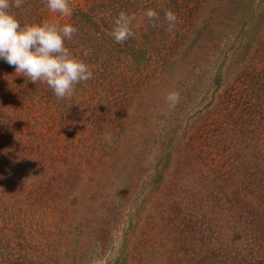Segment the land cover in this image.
<instances>
[{
    "label": "rangeland",
    "instance_id": "obj_1",
    "mask_svg": "<svg viewBox=\"0 0 264 264\" xmlns=\"http://www.w3.org/2000/svg\"><path fill=\"white\" fill-rule=\"evenodd\" d=\"M138 2L137 58L56 102L16 92L0 240L30 264H223L229 231L264 246V0Z\"/></svg>",
    "mask_w": 264,
    "mask_h": 264
},
{
    "label": "trees",
    "instance_id": "obj_2",
    "mask_svg": "<svg viewBox=\"0 0 264 264\" xmlns=\"http://www.w3.org/2000/svg\"><path fill=\"white\" fill-rule=\"evenodd\" d=\"M45 1L46 0H24L21 7L17 8L12 6L20 10V13L18 12L16 14V18L21 24L23 23V25L40 23V13H43L41 6L45 5ZM88 2L89 6L87 9H83L78 5L70 7L73 11L71 15H69L67 23L69 22L74 25L78 31L73 33L71 39L65 40V46L68 47L77 58L83 60L90 67V70L94 73L93 75H99L98 78H91L75 86L77 89L80 88L81 90H85L89 85L88 83H91V81L99 85L101 82L99 78L101 75L105 73L108 75V73L111 72L110 69L113 67V62L117 63V61L119 62L123 57L137 58L138 51H140L137 46H133L134 42L131 38L123 43H118L114 41L111 36L115 18L121 11H125L128 14H130L129 12H134L139 6L138 0H88ZM142 6L146 8L148 5L143 3ZM37 9L39 10L37 11ZM95 9H97V11L94 13ZM9 66L7 71L8 77H1L4 88L2 90H4V92L0 91V163L5 162L10 155L9 153H11L9 149H4L8 142L3 138L14 131V128L9 127V125L11 123H13V125L16 124L12 119L15 114L13 113L15 112L14 107L20 103L17 100L16 94L21 92L20 96L22 98L27 96L24 98L26 100L34 99L36 95L37 97L47 98V100L51 102H56L55 99H57L46 83L41 81L34 83L27 80L26 77L24 78L23 75H16L14 67L12 65ZM19 76L23 78L22 90H19L21 84L19 85L18 83L22 79ZM12 85H14V87H12ZM7 92H9V98L11 99L9 104L5 102ZM34 92H40V94H33ZM11 104H13V107L9 110ZM8 120H10L11 123H8ZM2 122L4 125H2ZM261 158L262 160L260 163L263 164L264 152H261ZM245 224L246 223L243 224L244 228L246 226ZM244 232L246 233V231ZM229 234V251L224 247L226 257L221 259V263L264 264V246L259 242L260 237L257 246L252 247L245 236L241 239L246 240L241 243L240 241L235 242L232 231H229ZM262 239H264L263 236L261 237V240ZM18 243L20 246L21 241L18 240ZM27 256L26 252L22 253L21 250L15 247V244L12 245L11 241L0 240V264H30L32 260Z\"/></svg>",
    "mask_w": 264,
    "mask_h": 264
},
{
    "label": "clouds",
    "instance_id": "obj_3",
    "mask_svg": "<svg viewBox=\"0 0 264 264\" xmlns=\"http://www.w3.org/2000/svg\"><path fill=\"white\" fill-rule=\"evenodd\" d=\"M24 0H0V59L12 65L16 75H23L34 83H46L57 98L71 97L75 86L90 80L93 76L89 66L77 58L65 46L77 28L66 23L52 22L21 25L10 7H21ZM50 11L61 15H71L69 0H46ZM144 15L151 19L158 16L154 9H146ZM170 28L177 17L172 11L165 13ZM134 16L121 11L113 22L111 36L123 43L134 36L131 28ZM169 100L176 99L169 94Z\"/></svg>",
    "mask_w": 264,
    "mask_h": 264
}]
</instances>
